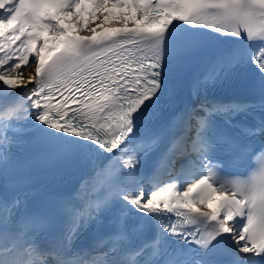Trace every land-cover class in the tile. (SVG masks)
<instances>
[{
    "label": "snow or ice",
    "instance_id": "obj_1",
    "mask_svg": "<svg viewBox=\"0 0 264 264\" xmlns=\"http://www.w3.org/2000/svg\"><path fill=\"white\" fill-rule=\"evenodd\" d=\"M236 74L258 98L217 91ZM257 143L253 171L221 177ZM51 161L79 178L30 205ZM0 180V264H221L222 246L264 264V0H0Z\"/></svg>",
    "mask_w": 264,
    "mask_h": 264
},
{
    "label": "bare ground",
    "instance_id": "obj_2",
    "mask_svg": "<svg viewBox=\"0 0 264 264\" xmlns=\"http://www.w3.org/2000/svg\"><path fill=\"white\" fill-rule=\"evenodd\" d=\"M74 186V185H73ZM71 189V188H70ZM216 199H219V196H217L216 197ZM212 207H215L216 206V204H215V200L212 202V205H211Z\"/></svg>",
    "mask_w": 264,
    "mask_h": 264
}]
</instances>
